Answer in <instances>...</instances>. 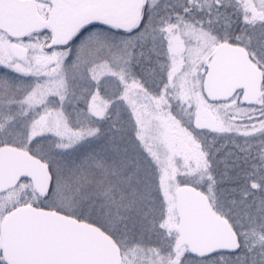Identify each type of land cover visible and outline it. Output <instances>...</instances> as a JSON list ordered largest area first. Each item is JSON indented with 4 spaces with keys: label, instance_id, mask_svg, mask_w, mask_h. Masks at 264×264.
Masks as SVG:
<instances>
[{
    "label": "snow or ice",
    "instance_id": "snow-or-ice-1",
    "mask_svg": "<svg viewBox=\"0 0 264 264\" xmlns=\"http://www.w3.org/2000/svg\"><path fill=\"white\" fill-rule=\"evenodd\" d=\"M0 264H264V0H0Z\"/></svg>",
    "mask_w": 264,
    "mask_h": 264
}]
</instances>
